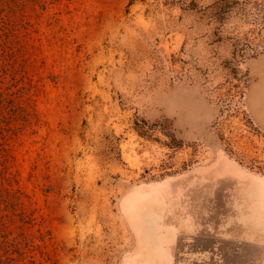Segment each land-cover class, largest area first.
I'll list each match as a JSON object with an SVG mask.
<instances>
[{
    "label": "rangeland",
    "instance_id": "1",
    "mask_svg": "<svg viewBox=\"0 0 264 264\" xmlns=\"http://www.w3.org/2000/svg\"><path fill=\"white\" fill-rule=\"evenodd\" d=\"M262 53L264 0H0V264H264Z\"/></svg>",
    "mask_w": 264,
    "mask_h": 264
},
{
    "label": "bare ground",
    "instance_id": "2",
    "mask_svg": "<svg viewBox=\"0 0 264 264\" xmlns=\"http://www.w3.org/2000/svg\"><path fill=\"white\" fill-rule=\"evenodd\" d=\"M262 88L264 89V86H262ZM260 101L261 100L258 99L257 103L260 104ZM262 103L264 104V98L262 99ZM251 190L253 194L255 193L259 197L258 198L259 204L256 203L254 205V210H253L254 212L252 211V214L255 213L256 215H258L257 220L261 223H264V185H261L258 183L254 184ZM160 192L161 191L154 190L150 198L153 199V197H156V195L159 194ZM137 207L142 208L140 207V205ZM148 213L149 212H146V211L144 212V209L138 210V214L140 217L147 218V216L149 215ZM154 236H155L154 227H152V225L148 223V226L146 225V227H143L141 231V237H140L144 251H145V255L143 256L144 257L143 264H159L161 261H166L167 263H169V257L166 251L163 249L162 244H161L162 241L155 238Z\"/></svg>",
    "mask_w": 264,
    "mask_h": 264
},
{
    "label": "crops",
    "instance_id": "3",
    "mask_svg": "<svg viewBox=\"0 0 264 264\" xmlns=\"http://www.w3.org/2000/svg\"><path fill=\"white\" fill-rule=\"evenodd\" d=\"M254 62V70L256 73L255 79H253L248 87V93H247V98H248V105L256 117L257 120L259 121H264V116L262 114V109L261 106L259 107L256 104V100H262V97L264 95V89L262 88V85L264 84V77H263V69L262 65L264 67V53L260 54L258 58L253 60ZM260 67V68H259ZM262 94V95H261ZM260 95V96H259Z\"/></svg>",
    "mask_w": 264,
    "mask_h": 264
}]
</instances>
